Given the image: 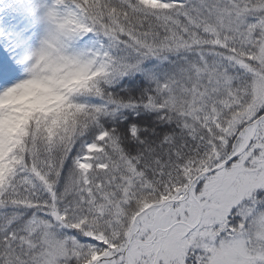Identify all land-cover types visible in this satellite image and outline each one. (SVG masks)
<instances>
[{"label":"snow or ice","instance_id":"snow-or-ice-1","mask_svg":"<svg viewBox=\"0 0 264 264\" xmlns=\"http://www.w3.org/2000/svg\"><path fill=\"white\" fill-rule=\"evenodd\" d=\"M0 264H264V0H0Z\"/></svg>","mask_w":264,"mask_h":264}]
</instances>
